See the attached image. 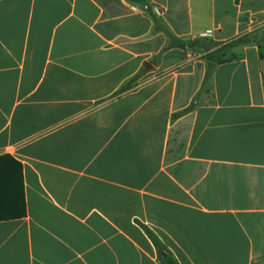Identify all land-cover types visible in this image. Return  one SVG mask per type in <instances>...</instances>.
I'll return each instance as SVG.
<instances>
[{
  "label": "crops",
  "instance_id": "obj_1",
  "mask_svg": "<svg viewBox=\"0 0 264 264\" xmlns=\"http://www.w3.org/2000/svg\"><path fill=\"white\" fill-rule=\"evenodd\" d=\"M164 258L264 264V0H0V264Z\"/></svg>",
  "mask_w": 264,
  "mask_h": 264
},
{
  "label": "trees",
  "instance_id": "obj_2",
  "mask_svg": "<svg viewBox=\"0 0 264 264\" xmlns=\"http://www.w3.org/2000/svg\"><path fill=\"white\" fill-rule=\"evenodd\" d=\"M161 31H164L168 38L171 41V46L179 47L183 50H186L188 47L194 48L198 46H204L207 48L208 53L206 56V59L209 62V71L208 76L211 75L212 70L215 66L224 64L228 60L226 58V51L228 47L236 44V43H243L245 42L242 38L233 40L225 45L217 46L215 43H209L208 39L205 37L194 39L190 43H187L185 41H182L178 39L175 35H173L167 28H165L163 25L160 26ZM214 48V49H213ZM26 213V210L24 208L23 214ZM164 264H177L176 261L172 258H164L163 259Z\"/></svg>",
  "mask_w": 264,
  "mask_h": 264
},
{
  "label": "rangeland",
  "instance_id": "obj_3",
  "mask_svg": "<svg viewBox=\"0 0 264 264\" xmlns=\"http://www.w3.org/2000/svg\"><path fill=\"white\" fill-rule=\"evenodd\" d=\"M163 34H164V36L166 37V39H167V44H163L162 42H161V50H160V53L158 54V56H156V57H154L153 58V62L154 63H156V64H158L159 63V61L161 60V57H162V55L164 54V53H166V52H168V51H170L171 49H174V48H176L177 50H180L181 48H179V47H174V46H171V41H170V39L168 38V36H167V34L165 33V32H162ZM191 41H193V40H191ZM191 41H189L188 43H190ZM209 43H213V42H209ZM201 47H204V46H201ZM204 48H206V47H204ZM214 49V48H213ZM183 50V49H182ZM184 51H186V50H184ZM206 52L208 53V50H207V48H206ZM187 54V53H186ZM191 54H192V56H194V53L193 52H191ZM206 56H207V54H205V55H203V57L204 58H206ZM208 88V87H207Z\"/></svg>",
  "mask_w": 264,
  "mask_h": 264
},
{
  "label": "water",
  "instance_id": "obj_4",
  "mask_svg": "<svg viewBox=\"0 0 264 264\" xmlns=\"http://www.w3.org/2000/svg\"><path fill=\"white\" fill-rule=\"evenodd\" d=\"M151 66H152L151 64H148V65H147V68L149 69V68H151Z\"/></svg>",
  "mask_w": 264,
  "mask_h": 264
}]
</instances>
